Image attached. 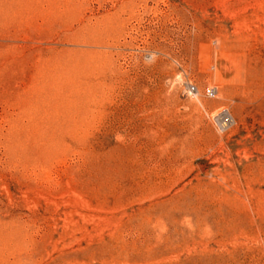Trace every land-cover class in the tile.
<instances>
[{
    "label": "rangeland",
    "instance_id": "1",
    "mask_svg": "<svg viewBox=\"0 0 264 264\" xmlns=\"http://www.w3.org/2000/svg\"><path fill=\"white\" fill-rule=\"evenodd\" d=\"M0 264H264V0H0Z\"/></svg>",
    "mask_w": 264,
    "mask_h": 264
},
{
    "label": "built area",
    "instance_id": "2",
    "mask_svg": "<svg viewBox=\"0 0 264 264\" xmlns=\"http://www.w3.org/2000/svg\"><path fill=\"white\" fill-rule=\"evenodd\" d=\"M195 87H190V91L193 92L195 91ZM207 94L209 97H215L216 96V91L214 89H210L207 91Z\"/></svg>",
    "mask_w": 264,
    "mask_h": 264
}]
</instances>
